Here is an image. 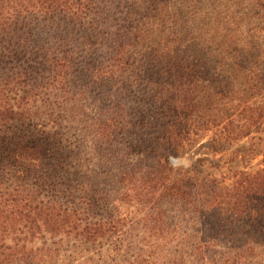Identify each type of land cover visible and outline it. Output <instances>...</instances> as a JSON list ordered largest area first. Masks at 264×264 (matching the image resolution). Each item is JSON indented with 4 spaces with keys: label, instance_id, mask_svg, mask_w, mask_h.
<instances>
[{
    "label": "trees",
    "instance_id": "1",
    "mask_svg": "<svg viewBox=\"0 0 264 264\" xmlns=\"http://www.w3.org/2000/svg\"><path fill=\"white\" fill-rule=\"evenodd\" d=\"M263 123L264 0H0V264H264Z\"/></svg>",
    "mask_w": 264,
    "mask_h": 264
},
{
    "label": "rangeland",
    "instance_id": "2",
    "mask_svg": "<svg viewBox=\"0 0 264 264\" xmlns=\"http://www.w3.org/2000/svg\"><path fill=\"white\" fill-rule=\"evenodd\" d=\"M212 133L213 129L208 128L196 141L186 143L183 154L175 163L185 167H196L199 173L212 174L216 177L224 175L230 169L255 168L261 158L260 147H256L251 153L232 141L220 142L213 146L209 144Z\"/></svg>",
    "mask_w": 264,
    "mask_h": 264
}]
</instances>
